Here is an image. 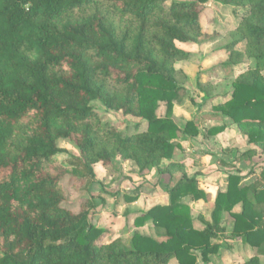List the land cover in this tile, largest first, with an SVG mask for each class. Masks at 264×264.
Here are the masks:
<instances>
[{
  "label": "trees",
  "instance_id": "1",
  "mask_svg": "<svg viewBox=\"0 0 264 264\" xmlns=\"http://www.w3.org/2000/svg\"><path fill=\"white\" fill-rule=\"evenodd\" d=\"M211 3L231 10L236 22L225 28L232 39L224 47L225 69L254 62L215 108L256 147L240 159L263 168L250 184L230 174L208 221L202 214L194 219L186 199L203 207L211 195L188 176L185 163L173 161L180 135L194 138L200 132L194 121L178 127L173 104L182 91L179 76L186 80L175 65L189 57L177 43L214 41L201 24ZM198 89L205 99L212 95L210 83ZM93 102L137 119L136 132L125 135L104 122ZM161 103L167 104L164 117L157 115ZM142 121L147 126L139 132ZM62 140L77 152L66 163L57 159L68 153L58 146ZM261 155L264 0H0V264L208 263L222 247L215 240L227 234L225 214L233 220L225 242L252 248L242 264H263ZM117 160L172 181L169 204L154 206L134 222H151L159 239L136 232L128 240L105 242L107 231L93 224L100 207L91 198H77L92 194L97 164L107 169ZM130 185L127 203L142 189Z\"/></svg>",
  "mask_w": 264,
  "mask_h": 264
},
{
  "label": "rangeland",
  "instance_id": "2",
  "mask_svg": "<svg viewBox=\"0 0 264 264\" xmlns=\"http://www.w3.org/2000/svg\"><path fill=\"white\" fill-rule=\"evenodd\" d=\"M170 3L171 1L167 5ZM201 24L202 30L209 35L213 34L215 39L203 40L200 43H177L178 48L188 53L189 57L175 65L177 70L186 75V80L179 76L182 91L179 100L173 104L174 121L178 127L184 129L189 121H194L200 135L189 138L181 134L178 139L181 148L175 151L173 161L185 163L188 176L196 178L205 190L214 194L212 196L214 198L221 188H226L230 174L244 176L242 184H250L263 167L256 168L254 160L240 159L241 154L255 146L249 145L247 138L240 134L237 126L230 119H223L224 117H221L215 108L230 98L237 77L254 66L251 60H246L242 65L232 69H225L223 66L228 59L224 47L232 40L225 28L235 26L234 15L231 11L209 6L201 19ZM238 48L245 50L241 46ZM208 83L212 86V95L205 99L198 85ZM92 107L104 122L117 125L123 134L130 135L136 132L137 119L107 110L99 102H93ZM166 108L167 104L161 103L157 115L164 117ZM146 126L142 121L138 131H143ZM219 126H224L225 130L214 135L208 133L211 128ZM58 146L68 152L57 156L60 162L66 163L69 155L77 154L72 145L65 140L60 141ZM259 158L261 161L264 160V155ZM164 164H168V161H164ZM94 170L98 182L93 186L92 197L80 195L77 198H81V202L91 198L97 207H100L93 216V224L107 231L105 242H111L119 237L128 240L136 232L159 239L151 222L142 228L134 226L133 220L137 216L141 217L154 206L169 204L167 187L172 181L168 178H158L156 171L141 174L130 161L117 160L107 169L102 165H96ZM130 183L140 184L142 188L138 199L133 203H127L124 199L125 193L130 194L132 188ZM112 191L117 192L115 196L112 195L114 194ZM213 201L214 199H211L203 207H198L186 199L187 203L192 204L193 218L197 220L202 214L208 221H211ZM124 220V225H118ZM222 222L227 234L215 240L216 243L221 244V250L211 256L208 263L200 260L199 264H242L252 257L253 250L250 246L242 244L236 247L240 243L225 242L226 238H230L233 220L225 214ZM195 225L197 228H202L199 221ZM171 263L176 264L174 261ZM262 263L264 264V258Z\"/></svg>",
  "mask_w": 264,
  "mask_h": 264
},
{
  "label": "crops",
  "instance_id": "3",
  "mask_svg": "<svg viewBox=\"0 0 264 264\" xmlns=\"http://www.w3.org/2000/svg\"><path fill=\"white\" fill-rule=\"evenodd\" d=\"M210 6H211L212 8H213V7H214V8L218 7V9H219V8H222L221 6L216 5V4H213V3H211ZM222 9H224V8H222ZM225 10H228V9H225ZM228 11H231V10H228ZM255 148H256V147H251V149H255ZM253 162L255 163V161H253ZM255 164H256V163H255ZM97 165H101V164H97ZM102 167H103V166H102ZM259 167H262V163H261V162H260L259 165L256 166V168H259ZM246 183H247V182H246ZM226 186H227V184H226ZM226 186H225V187H226ZM225 190H226V188H225V189L221 188V189L219 190V192H220V191H225ZM207 193L210 194L211 192H210V191H209V192L207 191ZM213 193H214V192H213ZM210 195H211V196L209 197V201H210V199H214V198L217 196V193H216V195L214 196V198H212V196H213L214 194L211 193ZM167 196H168L167 199H168V201H169V195H168V193H167ZM211 204H213V202H212ZM204 205H205V204H204ZM204 205H203V206H204ZM190 206L192 207V204H190ZM237 207H238V208H237ZM237 207H236V208H237L238 210H236V208H235L234 211L238 213V212L240 211V208H239V206H237ZM141 215H142V214H141ZM137 217H139V216H137ZM137 217L134 218L133 223L135 222V219H136ZM123 223H125V220H124L123 222H121L120 224H118V225H121V226H122V225H124ZM126 223H128V222H126ZM128 225H129V223H128ZM142 228H143V227H142ZM140 234H142V233H140ZM142 235H143V234H142ZM238 243H240V244H238L236 247H239V245H242L241 242H238ZM236 249H237V248H236ZM220 250H221V249H220Z\"/></svg>",
  "mask_w": 264,
  "mask_h": 264
}]
</instances>
